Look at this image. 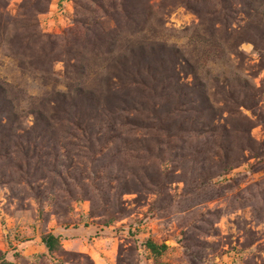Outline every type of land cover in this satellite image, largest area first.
<instances>
[{"label": "rangeland", "instance_id": "374dc122", "mask_svg": "<svg viewBox=\"0 0 264 264\" xmlns=\"http://www.w3.org/2000/svg\"><path fill=\"white\" fill-rule=\"evenodd\" d=\"M249 1L0 0V264H264Z\"/></svg>", "mask_w": 264, "mask_h": 264}, {"label": "trees", "instance_id": "16d2710c", "mask_svg": "<svg viewBox=\"0 0 264 264\" xmlns=\"http://www.w3.org/2000/svg\"><path fill=\"white\" fill-rule=\"evenodd\" d=\"M247 5H248V9L243 11V13L247 17H252L256 13L259 14L262 11V9H263L262 13H264V0H251L248 2ZM0 37H1V32H0ZM149 59H152L151 55H150ZM174 95L175 96H173V98L177 97L178 92L176 91V93ZM170 100H171V97L166 99L167 102L171 103ZM43 242L49 251L56 250L57 246L60 244L58 237L54 236L53 234H48L47 236H45L43 238ZM148 245L154 252H158V253H160L163 249L166 248L165 244L157 245L151 241L148 243Z\"/></svg>", "mask_w": 264, "mask_h": 264}]
</instances>
